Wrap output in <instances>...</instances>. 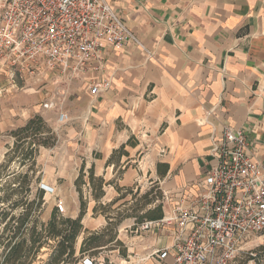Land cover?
<instances>
[{
	"label": "crops",
	"instance_id": "obj_1",
	"mask_svg": "<svg viewBox=\"0 0 264 264\" xmlns=\"http://www.w3.org/2000/svg\"><path fill=\"white\" fill-rule=\"evenodd\" d=\"M107 1L149 54L132 44L106 47L100 71L89 67L71 81L55 74L15 80L31 86L36 102L44 97L43 110L56 85L70 82L66 95L77 112H69L76 119L69 146H85L87 160L101 154L90 165L104 177L113 151L138 141L124 147L129 159L146 143L156 182L174 206L214 164L212 148L226 127L244 132L249 156L264 166V0ZM102 82L109 88L91 95L89 85ZM161 244L143 249L149 256Z\"/></svg>",
	"mask_w": 264,
	"mask_h": 264
},
{
	"label": "rangeland",
	"instance_id": "obj_2",
	"mask_svg": "<svg viewBox=\"0 0 264 264\" xmlns=\"http://www.w3.org/2000/svg\"><path fill=\"white\" fill-rule=\"evenodd\" d=\"M56 87L59 90L54 92L48 110H43L44 97L36 102V93L30 85L24 89L20 81L0 79V254L18 227L21 214L29 213L23 227L29 242L32 228L37 226L40 232V224L50 222L55 216V205L61 201L65 210L56 215L57 222L76 219L81 203L85 211L74 256L63 264H81L84 258L93 264H153L152 259L143 261L150 253L143 248L161 240L166 249L172 230L146 234L136 233V229L142 222L152 220L146 216L148 212L155 215L160 212L163 216L174 202L156 182L153 171L156 159L147 157L149 146L144 143L138 151H131L129 159L118 147L105 163L104 177L98 176L90 163L101 159V154L93 153L87 160L85 146L73 149L67 142V128L76 120L70 121L69 112L74 110L73 97L66 95L70 82ZM60 114L69 115L68 121L60 123ZM34 117L44 123V131L36 136L46 139L48 146L34 144L32 136L24 143L18 141L20 136H15ZM137 146L138 141L126 145L131 149ZM130 174L132 178L128 179L126 175ZM40 190L43 195L38 208ZM4 214L6 219L2 217ZM42 237L44 245L35 254L33 264H44L56 246V239L46 233ZM235 264H264V234L252 236L241 246Z\"/></svg>",
	"mask_w": 264,
	"mask_h": 264
},
{
	"label": "built area",
	"instance_id": "obj_3",
	"mask_svg": "<svg viewBox=\"0 0 264 264\" xmlns=\"http://www.w3.org/2000/svg\"><path fill=\"white\" fill-rule=\"evenodd\" d=\"M132 44L149 54L107 0H0V76L9 81H71L89 67L100 71L102 51ZM109 88L90 84L91 95ZM68 121L60 114L59 122ZM241 130L223 129L212 148L214 164L193 194L136 233L172 230V243L143 261L153 264H235L241 246L264 234V166L248 154ZM56 212L63 214L61 201ZM81 264H93L84 258Z\"/></svg>",
	"mask_w": 264,
	"mask_h": 264
},
{
	"label": "trees",
	"instance_id": "obj_4",
	"mask_svg": "<svg viewBox=\"0 0 264 264\" xmlns=\"http://www.w3.org/2000/svg\"><path fill=\"white\" fill-rule=\"evenodd\" d=\"M41 131H44V123L41 118L34 117L33 119L29 120L23 128L18 130L15 133V136H20L18 141H23L22 143L27 142L25 140L31 138L32 136L34 144L38 146H48L46 139L40 138V136L38 138L36 136L40 135ZM29 132H31L30 135ZM53 145L54 143L49 146ZM120 149L123 150L124 146H121ZM91 171L92 168L90 169V173ZM42 195L43 190H40L37 202L38 208L42 202ZM83 206V203H81L80 212L76 219H64L61 222H57L55 220L56 215H61L58 214L55 209V216L53 215L50 222L46 225L40 224V232H37V226L32 228L29 242H27L24 232L25 230L23 229L29 213L25 212L21 214V216L18 218L20 221L18 227L13 231V234L8 237V243L5 246V250L0 254V264H33L35 254L38 253L44 245L41 242V239L43 238L42 233H46L49 237L56 239V246L54 247L53 253L44 264L65 263L67 259H70L74 256L75 240L80 235L82 230L81 221L85 214ZM14 207L15 205L12 208ZM146 216L152 219L151 221H158L163 217L160 212L158 215H155L154 212H148ZM2 217L6 219L7 215L4 214ZM16 238L17 240H15Z\"/></svg>",
	"mask_w": 264,
	"mask_h": 264
}]
</instances>
